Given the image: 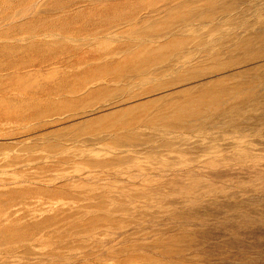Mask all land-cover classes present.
<instances>
[{
  "label": "rangeland",
  "instance_id": "374dc122",
  "mask_svg": "<svg viewBox=\"0 0 264 264\" xmlns=\"http://www.w3.org/2000/svg\"><path fill=\"white\" fill-rule=\"evenodd\" d=\"M0 264H264V0H0Z\"/></svg>",
  "mask_w": 264,
  "mask_h": 264
},
{
  "label": "bare ground",
  "instance_id": "6f19581e",
  "mask_svg": "<svg viewBox=\"0 0 264 264\" xmlns=\"http://www.w3.org/2000/svg\"><path fill=\"white\" fill-rule=\"evenodd\" d=\"M215 96V95H214Z\"/></svg>",
  "mask_w": 264,
  "mask_h": 264
}]
</instances>
